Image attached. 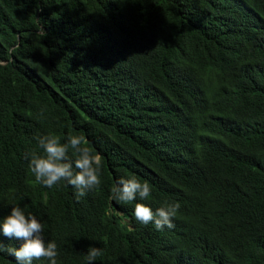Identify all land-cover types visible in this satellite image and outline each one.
Returning a JSON list of instances; mask_svg holds the SVG:
<instances>
[{"label":"trees","instance_id":"1","mask_svg":"<svg viewBox=\"0 0 264 264\" xmlns=\"http://www.w3.org/2000/svg\"><path fill=\"white\" fill-rule=\"evenodd\" d=\"M69 131L103 165L80 200L25 159L37 133ZM121 176L149 199L113 200ZM165 201L174 227L136 221ZM13 205L58 264L91 246L95 264H264V0H0V220Z\"/></svg>","mask_w":264,"mask_h":264},{"label":"clouds","instance_id":"2","mask_svg":"<svg viewBox=\"0 0 264 264\" xmlns=\"http://www.w3.org/2000/svg\"><path fill=\"white\" fill-rule=\"evenodd\" d=\"M41 117L44 109H41ZM36 149L25 153L28 167L35 182L45 187H54L61 182L75 189V197L80 200L90 191L98 190L102 184V159L86 145L84 137L69 131L66 140L53 134L35 136ZM71 152L74 159H70ZM75 168V171H74ZM151 187L135 177L121 176L111 189V198L120 204H131L139 198L148 200ZM179 203L164 202L155 211L145 203H136L134 217L137 222L153 224L157 230L174 227L173 218L179 210ZM0 234L9 240L19 241V246H5L0 240V252H6L16 260V264H33L34 261H46V264H58L57 243L46 240L44 224L36 215L26 213L21 207L13 205L10 213L0 220ZM102 255L101 249L91 246L87 252L88 264Z\"/></svg>","mask_w":264,"mask_h":264}]
</instances>
